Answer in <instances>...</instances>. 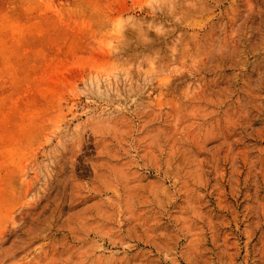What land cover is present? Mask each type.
Here are the masks:
<instances>
[{
	"label": "rangeland",
	"instance_id": "rangeland-1",
	"mask_svg": "<svg viewBox=\"0 0 264 264\" xmlns=\"http://www.w3.org/2000/svg\"><path fill=\"white\" fill-rule=\"evenodd\" d=\"M0 264H264V0H0Z\"/></svg>",
	"mask_w": 264,
	"mask_h": 264
},
{
	"label": "bare ground",
	"instance_id": "bare-ground-1",
	"mask_svg": "<svg viewBox=\"0 0 264 264\" xmlns=\"http://www.w3.org/2000/svg\"><path fill=\"white\" fill-rule=\"evenodd\" d=\"M122 8V7H121Z\"/></svg>",
	"mask_w": 264,
	"mask_h": 264
}]
</instances>
